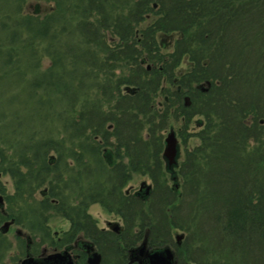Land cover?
Returning a JSON list of instances; mask_svg holds the SVG:
<instances>
[{"label": "trees", "instance_id": "trees-1", "mask_svg": "<svg viewBox=\"0 0 264 264\" xmlns=\"http://www.w3.org/2000/svg\"><path fill=\"white\" fill-rule=\"evenodd\" d=\"M171 121L198 141L177 191ZM1 172L30 228L52 211L83 229L108 198L131 217L121 190L148 177L152 227L181 231L196 262L264 264V0H0Z\"/></svg>", "mask_w": 264, "mask_h": 264}, {"label": "flooded vegetation", "instance_id": "flooded-vegetation-1", "mask_svg": "<svg viewBox=\"0 0 264 264\" xmlns=\"http://www.w3.org/2000/svg\"><path fill=\"white\" fill-rule=\"evenodd\" d=\"M3 176L6 175L0 173V264H6V260L7 264H153L152 254L164 250L171 251L172 264H204L200 261L203 254L198 255L199 261L196 262L191 252L194 248L181 245L183 233L178 245L174 230L159 231L152 227L146 214L149 203L154 201L151 199L152 184L148 194L141 190V186L133 193L130 190L122 192L133 198L131 217H125L124 207L117 204V199L108 198L87 205V220L81 225L83 229L72 228L70 219L52 211L44 215L41 228H30L27 215L23 213L19 216L20 210L12 202L14 194L10 176L11 191L3 183ZM93 211L102 217L105 214L114 218L99 219ZM143 213L144 224L140 218ZM52 217L62 220L67 228L52 229L49 224ZM75 225L78 226L77 223ZM156 234L161 235V243L154 240Z\"/></svg>", "mask_w": 264, "mask_h": 264}, {"label": "rangeland", "instance_id": "rangeland-1", "mask_svg": "<svg viewBox=\"0 0 264 264\" xmlns=\"http://www.w3.org/2000/svg\"><path fill=\"white\" fill-rule=\"evenodd\" d=\"M38 6L40 11H43L45 8H47L48 6L42 2H37V1H28L25 6H24V9L28 12H32L35 7ZM52 5H50L51 7ZM24 10V11H25ZM49 65L48 63V60H43L42 61V67H47ZM181 123L180 122H175V121H171L170 122V127L164 132V138L165 136L167 135V133H169V131L172 129L174 132H175V135H176V138L178 140V150H179V153H178V158H177V161H178V164L182 161L183 159V155H184V150L186 148H192L194 147L195 145L198 144V141L196 140V138L194 137H191L188 139V141L186 143H183V140L178 136V129L181 127ZM197 129L195 128L194 124L192 123L188 129V132L189 133H194L196 132ZM10 155L12 154V152H8ZM55 157V155H54ZM71 165H74V163H72ZM164 170L166 172V176H167V185L168 186H171V185H174L177 184V181H178V166H176L173 171H168L165 169V162H164ZM3 175H6V176H3L2 177V181L3 183L7 186L8 190L11 191V180H12V183H13V179L8 177L9 174L8 173H4V172H1ZM175 178V181L174 179ZM143 183H145L146 185H150L152 184V182L150 181V179L148 177H145V176H138V175H133L132 176V179L131 181H129L124 187L123 189L121 190V192H125V191H128L130 190L131 193H133V191L137 190L139 188V186H141ZM42 190V188H41ZM40 192V191H39ZM39 192H36L34 194L35 196V199L36 200H39L40 199V194ZM9 193V192H8ZM13 204H14V207L19 209V210H26L27 208V205H25L26 201H25V198L26 196H17L16 195V192H15V188H14V184H13ZM93 214L97 217H99V219H103V218H106V219H113L114 217L112 216H109V215H105L103 214V217L102 215H99L98 213H96L95 211H93ZM49 224L50 226L52 227V229L54 230H60V229H66L68 225H66V223H64L62 220L60 219H57L55 217H52V219L50 218V221H49ZM27 227V225H26ZM175 233V237L176 235H180L179 233H181V231H174ZM6 264H7V260H6Z\"/></svg>", "mask_w": 264, "mask_h": 264}, {"label": "water", "instance_id": "water-1", "mask_svg": "<svg viewBox=\"0 0 264 264\" xmlns=\"http://www.w3.org/2000/svg\"><path fill=\"white\" fill-rule=\"evenodd\" d=\"M184 105L188 107L190 105V101L188 97L184 98ZM178 140L176 138L175 132L171 129L169 133L164 138V148L162 152V158L165 162V169L168 171H173V169L178 166ZM175 181V178H173ZM178 184L173 185V188L177 191ZM145 190V194H148L150 190V186L143 183L141 185V190ZM183 238V235H176L175 239L177 240L178 245L180 244V240ZM151 262L153 264H172L173 257L170 250H164L163 252L154 253L151 256Z\"/></svg>", "mask_w": 264, "mask_h": 264}]
</instances>
